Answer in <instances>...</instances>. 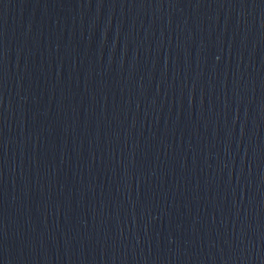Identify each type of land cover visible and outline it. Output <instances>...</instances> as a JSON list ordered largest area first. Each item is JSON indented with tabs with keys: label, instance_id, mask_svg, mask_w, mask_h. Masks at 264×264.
<instances>
[{
	"label": "water",
	"instance_id": "1",
	"mask_svg": "<svg viewBox=\"0 0 264 264\" xmlns=\"http://www.w3.org/2000/svg\"><path fill=\"white\" fill-rule=\"evenodd\" d=\"M0 264H264V0H0Z\"/></svg>",
	"mask_w": 264,
	"mask_h": 264
}]
</instances>
